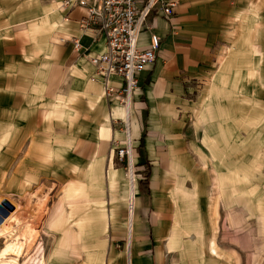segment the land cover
Wrapping results in <instances>:
<instances>
[{
    "label": "rangeland",
    "instance_id": "374dc122",
    "mask_svg": "<svg viewBox=\"0 0 264 264\" xmlns=\"http://www.w3.org/2000/svg\"><path fill=\"white\" fill-rule=\"evenodd\" d=\"M39 1L0 0V47L23 35L33 43V54L45 49V36L27 35L31 25L42 27ZM240 5L207 79L179 105L169 134L183 167L179 227L194 220L204 233L200 239L186 234L168 264H264V0ZM43 60L4 59L0 48V208L7 212H0V251L12 241L24 246L12 264H37L39 258L47 264H129L121 223L124 230L139 176L147 178L148 170L140 175L134 166L133 182L127 157L123 163L118 157L115 170L121 174L112 190L95 183L91 164L71 157L72 135L54 137L47 130L43 136L33 129ZM115 194L120 197L112 202Z\"/></svg>",
    "mask_w": 264,
    "mask_h": 264
},
{
    "label": "crops",
    "instance_id": "0c3cea01",
    "mask_svg": "<svg viewBox=\"0 0 264 264\" xmlns=\"http://www.w3.org/2000/svg\"><path fill=\"white\" fill-rule=\"evenodd\" d=\"M64 1L38 2L42 27L31 25L27 35L45 36L42 52L33 54V43L19 35L21 38L2 42L1 56L9 60L43 57L40 92L32 105L33 129L49 130L54 137L72 135L74 139L68 141L71 157L91 164L95 183L104 182L113 190L121 174L115 170L121 165L116 148L127 144L126 108L105 95L103 78L90 61V56L106 51L105 36L94 28H83L82 22L90 16L87 7H64ZM240 3L178 0L170 17L155 9L143 22L139 46L142 50L155 48L156 59L139 77V91L127 121L133 138V164L140 175L146 170L149 174L147 178L139 176L135 209L124 230L125 221L121 223L125 234L120 239L128 242L124 245L129 247V264H168L167 256L186 234L203 238V227L194 220L179 227L185 211L183 167L169 134L179 118V105L207 79L220 38L230 36ZM143 8L144 0H140V11ZM17 32L23 29L13 31V36ZM109 82L114 88L124 84L116 75L110 76ZM118 197L112 195V202Z\"/></svg>",
    "mask_w": 264,
    "mask_h": 264
},
{
    "label": "built area",
    "instance_id": "2783aa9c",
    "mask_svg": "<svg viewBox=\"0 0 264 264\" xmlns=\"http://www.w3.org/2000/svg\"><path fill=\"white\" fill-rule=\"evenodd\" d=\"M177 4L178 0H144V8L140 11V0L64 1V7H87L90 16L82 22L83 28H94L106 38V51L90 56V61L97 68V74L103 78L105 95L118 99L126 108L124 123L127 124V144L125 147H117L116 152L121 160L128 157V176L133 182H136L132 158L133 138L127 121L134 96L139 91V77L156 59L155 48H140L139 36L143 22L155 9L162 10L166 17H170ZM75 45L80 47L78 41H75ZM113 75L124 80L120 88L110 85L109 78Z\"/></svg>",
    "mask_w": 264,
    "mask_h": 264
},
{
    "label": "bare ground",
    "instance_id": "6f19581e",
    "mask_svg": "<svg viewBox=\"0 0 264 264\" xmlns=\"http://www.w3.org/2000/svg\"><path fill=\"white\" fill-rule=\"evenodd\" d=\"M102 170V169H101ZM98 170L97 168L94 167L93 169V172L96 173ZM114 185V184H113ZM132 190V189H131ZM3 207V206H2ZM6 208V206H5ZM17 216V215H16ZM16 219V218H15ZM3 222V221H2ZM20 224V223H19ZM19 226V225H18ZM4 227H5V223L4 224H1L0 223V234H3L4 232ZM7 227V226H6ZM30 227H32L30 225ZM24 229V228H23ZM28 229V228H27ZM26 229V230H27ZM6 230V229H5ZM29 231V230H28ZM27 232V231H26ZM24 232V233H26ZM34 232V231H33ZM32 233V232H31ZM5 234V233H4ZM23 234V233H22ZM24 235V234H23ZM27 235V234H26ZM33 235V233H32ZM5 236V235H4ZM28 237V236H27ZM20 238V237H19ZM30 239V238H29ZM21 240V239H20ZM31 241V240H30ZM25 244V243H24ZM27 244V243H26ZM31 244V243H30ZM6 245V244H5ZM24 249V246L22 244H20L19 242H15V241H12V242H9L7 243L6 246H4V248H2V250L0 251V262H2L3 260H7L9 259V263L7 264H12V263H16L17 260H18V257L23 253L22 250ZM42 250V249H40ZM44 251V250H42ZM41 253V252H40ZM15 254V256L13 257L12 255ZM20 256V257H21ZM37 260V259H36ZM36 263V262H35ZM4 264V263H3ZM37 264H47L46 261L44 259H38L37 260Z\"/></svg>",
    "mask_w": 264,
    "mask_h": 264
},
{
    "label": "water",
    "instance_id": "95a60500",
    "mask_svg": "<svg viewBox=\"0 0 264 264\" xmlns=\"http://www.w3.org/2000/svg\"><path fill=\"white\" fill-rule=\"evenodd\" d=\"M3 205L6 206L8 209H11V210H13V208H14L8 201H4ZM0 212L3 214V216L7 215V212H5L2 208H0ZM3 216L0 215V222H2Z\"/></svg>",
    "mask_w": 264,
    "mask_h": 264
}]
</instances>
